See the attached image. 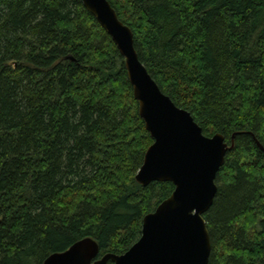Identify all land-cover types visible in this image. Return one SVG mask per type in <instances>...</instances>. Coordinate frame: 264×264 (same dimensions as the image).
<instances>
[{
  "label": "trees",
  "instance_id": "obj_1",
  "mask_svg": "<svg viewBox=\"0 0 264 264\" xmlns=\"http://www.w3.org/2000/svg\"><path fill=\"white\" fill-rule=\"evenodd\" d=\"M108 1L161 91L234 144L204 217L209 264H264V0ZM153 141L80 0H0V264L86 238L126 253L175 190L136 181Z\"/></svg>",
  "mask_w": 264,
  "mask_h": 264
},
{
  "label": "water",
  "instance_id": "obj_2",
  "mask_svg": "<svg viewBox=\"0 0 264 264\" xmlns=\"http://www.w3.org/2000/svg\"><path fill=\"white\" fill-rule=\"evenodd\" d=\"M125 59L139 115L154 143L144 156L136 181L172 183L173 194L143 219L141 238L123 255L105 254L91 238L43 264H209L212 243L205 215L218 192L217 176L234 148L221 134L204 135L192 115L165 95L140 61L134 34L108 0H80Z\"/></svg>",
  "mask_w": 264,
  "mask_h": 264
},
{
  "label": "rangeland",
  "instance_id": "obj_3",
  "mask_svg": "<svg viewBox=\"0 0 264 264\" xmlns=\"http://www.w3.org/2000/svg\"><path fill=\"white\" fill-rule=\"evenodd\" d=\"M153 143H154V141H153ZM138 173V172H137ZM100 255V254H99ZM104 256V255H103ZM99 258H100V256H99Z\"/></svg>",
  "mask_w": 264,
  "mask_h": 264
}]
</instances>
